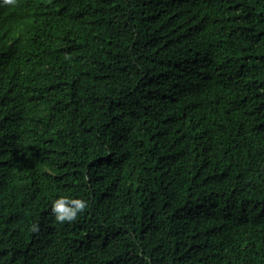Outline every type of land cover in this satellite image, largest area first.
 Wrapping results in <instances>:
<instances>
[{
  "label": "trees",
  "instance_id": "obj_1",
  "mask_svg": "<svg viewBox=\"0 0 264 264\" xmlns=\"http://www.w3.org/2000/svg\"><path fill=\"white\" fill-rule=\"evenodd\" d=\"M0 264H264V0H0Z\"/></svg>",
  "mask_w": 264,
  "mask_h": 264
},
{
  "label": "clouds",
  "instance_id": "obj_2",
  "mask_svg": "<svg viewBox=\"0 0 264 264\" xmlns=\"http://www.w3.org/2000/svg\"><path fill=\"white\" fill-rule=\"evenodd\" d=\"M8 2L10 3L11 0H8ZM85 207L86 202L83 200H72L68 197H60L53 202L51 211L57 221H72Z\"/></svg>",
  "mask_w": 264,
  "mask_h": 264
}]
</instances>
